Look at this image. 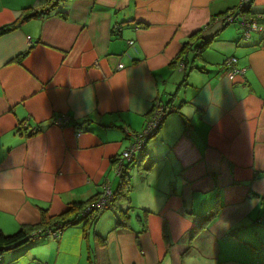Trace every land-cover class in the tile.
Instances as JSON below:
<instances>
[{"label":"crops","instance_id":"obj_1","mask_svg":"<svg viewBox=\"0 0 264 264\" xmlns=\"http://www.w3.org/2000/svg\"><path fill=\"white\" fill-rule=\"evenodd\" d=\"M238 4L64 0L56 10L65 19L51 13L0 36L6 235L38 226L40 210L56 217L91 200L104 183L115 191L131 134L144 129L155 101L168 105L143 152L124 161L129 202L111 211L130 207L128 228L102 212L88 234L82 224L65 227L58 239L10 250L3 264H264V31L243 43L239 28L226 32L216 20ZM45 6L0 0V27ZM250 11L264 16V0ZM209 37L200 57L174 62L184 44ZM231 57L244 69L233 78L224 65ZM59 116L68 122L54 124Z\"/></svg>","mask_w":264,"mask_h":264},{"label":"trees","instance_id":"obj_2","mask_svg":"<svg viewBox=\"0 0 264 264\" xmlns=\"http://www.w3.org/2000/svg\"><path fill=\"white\" fill-rule=\"evenodd\" d=\"M64 0H46V6L39 11H36L34 9H30V8H25L22 10L20 17L15 20L12 23L6 24L2 27H0V36L11 32L15 29H17L22 23L30 20V19H34V18H39V19H43L46 18L48 16H50L51 13L56 14L58 17H61L63 19L66 18V14L62 11H58L56 10V8L59 6L60 2H62ZM56 10V11H55ZM215 20V18H214ZM216 20H218L219 22H221L222 24H224V22L222 20H220V17H216ZM215 20V21H216ZM260 23L264 24V21L259 20ZM226 25V24H224ZM229 25V24H227ZM239 27V26H238ZM199 34V31H198ZM195 36V35H194ZM211 37L209 38H202V40H200V42L197 45H194L191 41L187 42L186 44H184L182 50L180 51V53L178 54V56L176 57V61H182L184 62V65L186 64V56L185 54L188 52H192L195 54V57L198 58L202 55V53L209 47L210 43L212 42ZM240 40H241V36H240ZM173 62V63H174ZM154 104V103H153ZM165 109L168 108V105L166 103H163ZM166 113H168L165 110ZM84 123H87V121H85ZM162 123V122H161ZM161 123L158 125V128L156 130V132L159 130ZM20 127V126H19ZM76 127H80V126H76ZM21 128V127H20ZM26 130V128H21ZM20 129V130H21ZM156 134V133H155ZM144 150V147L142 149V152ZM135 161H133L134 163ZM125 166L126 164H124L122 171H121V175L119 176V183L117 185V189L115 191H113L112 189V196L110 199V207L109 208H105L103 210H95V211H90L88 214H84V210L87 208V206H89V204H91L92 201H94L95 199H97L99 197L98 194L97 196H95L94 198H92L91 200H88L86 202H81V203H72L68 210H66L64 213H62L59 216L56 217H50L48 215V211L47 210H40V223L38 226L36 227H24L22 229H20L17 233L12 234V235H6L2 232H0V264H3L1 258L4 254H6L7 252H9L10 250H8V248H10L11 246L25 240L28 239V241L25 243L27 244L28 242L31 241V239H35L30 237L32 233L36 232V231H40L41 234H39V237H43L45 235H47V233L49 231H53V232H58L60 233L62 231L63 228L68 227V226H72L75 224H82L83 226V234L86 235L88 234L93 227L95 226L96 220L98 218V216L107 209L112 208L113 203L115 202H129V198H128V194L130 192L131 189V184L129 182V178L127 177L126 173H125ZM130 209V207H128ZM129 209H127L126 211H119L118 215L116 216V227H120V228H128L129 227ZM217 215V210L214 211H210L205 213L202 217L205 218V223L210 222L215 216ZM203 218V219H204ZM202 222V223H204ZM23 244V245H25Z\"/></svg>","mask_w":264,"mask_h":264},{"label":"built area","instance_id":"obj_3","mask_svg":"<svg viewBox=\"0 0 264 264\" xmlns=\"http://www.w3.org/2000/svg\"><path fill=\"white\" fill-rule=\"evenodd\" d=\"M252 0H239L238 6L231 13L224 15L220 18L224 22V24L237 23L239 29L241 30V40L246 41L250 38V35L253 32L260 33L264 31V24L260 23L259 20H264V16L262 15H254L251 13L249 6H251ZM132 43V42H129ZM237 59L235 57H231L224 62L225 67H227V74L230 78H233L237 74H242L244 69L235 68V63ZM182 65V64H181ZM123 65H118V68L121 69ZM230 68V69H229ZM230 70V71H229ZM163 103L155 101L152 105L151 117L147 122L146 126L141 132H133L131 137L134 138L133 143L130 147L122 154V159H119L118 162V176L121 175L122 168L124 166V161L131 162L134 160L136 154L140 153L147 142V140L152 137L158 128V125L162 122L163 117L166 115ZM68 122V118L66 116H59L54 124L60 126L64 125ZM26 122L20 125L21 128H26ZM81 133L78 132L79 136ZM102 192L97 199L91 202L89 206L84 210V214H88L90 211L103 210L105 208L110 207V199L113 194L110 184L104 183L102 186ZM41 232H34L31 234L32 238L38 237ZM58 232H53V235L56 237Z\"/></svg>","mask_w":264,"mask_h":264},{"label":"rangeland","instance_id":"obj_4","mask_svg":"<svg viewBox=\"0 0 264 264\" xmlns=\"http://www.w3.org/2000/svg\"><path fill=\"white\" fill-rule=\"evenodd\" d=\"M235 28H239L238 27V24L237 23H231V24H229L228 26H227V28L225 29V31L226 32H238V31H235ZM239 32H240V36H241V30H239ZM256 34V32H253L251 35H250V38H251V36H253V35H255ZM239 36V37H240ZM250 38H248L246 41H244V40H240V41H242L243 43H246ZM118 179H119V177H118ZM118 181V180H117ZM115 187V186H114ZM141 211V210H140ZM103 212H109V213H117V214H115L116 216L119 214L118 212V209H117V207H116V210H113V211H111L110 209H107V210H104ZM142 213V212H141ZM83 229V228H82ZM61 233V232H60ZM60 233H58L57 234V236L55 237L54 235H53V231L51 230V231H49L48 233H47V235H45V237H51V238H53V239H58L59 238V236H60ZM31 237V236H30ZM44 237V236H43ZM37 238H39V236L37 237ZM36 239V238H35ZM32 250V249H31ZM31 250H29L27 253H29ZM39 263V262H38ZM39 264H47V263H39Z\"/></svg>","mask_w":264,"mask_h":264},{"label":"water","instance_id":"obj_5","mask_svg":"<svg viewBox=\"0 0 264 264\" xmlns=\"http://www.w3.org/2000/svg\"><path fill=\"white\" fill-rule=\"evenodd\" d=\"M167 115H168V114H166V115L163 117L162 121L165 119V117H166ZM153 136H155V135H153ZM153 136H152V137H153ZM152 137H150L149 139H151ZM149 139H148V140H149ZM148 140H147V141H148ZM146 143H147V142H146ZM146 143H145V144H146ZM144 147H145V145H144ZM141 152H142V151H141ZM131 162H132V161H131ZM27 241H28V239H25V240H23V241H21V242L15 244V245L11 246L10 248H8V250L15 249V248H17V247H19V246L25 244Z\"/></svg>","mask_w":264,"mask_h":264},{"label":"bare ground","instance_id":"obj_6","mask_svg":"<svg viewBox=\"0 0 264 264\" xmlns=\"http://www.w3.org/2000/svg\"><path fill=\"white\" fill-rule=\"evenodd\" d=\"M249 8H250V6H249Z\"/></svg>","mask_w":264,"mask_h":264}]
</instances>
